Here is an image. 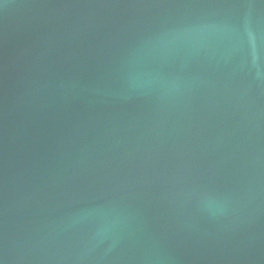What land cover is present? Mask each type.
Returning <instances> with one entry per match:
<instances>
[{
    "label": "water",
    "instance_id": "water-1",
    "mask_svg": "<svg viewBox=\"0 0 264 264\" xmlns=\"http://www.w3.org/2000/svg\"><path fill=\"white\" fill-rule=\"evenodd\" d=\"M0 264H264V0H0Z\"/></svg>",
    "mask_w": 264,
    "mask_h": 264
}]
</instances>
